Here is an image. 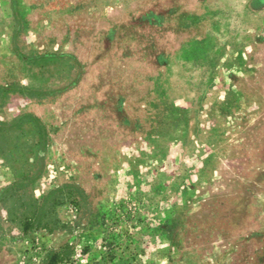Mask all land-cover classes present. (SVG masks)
Instances as JSON below:
<instances>
[{"label": "rangeland", "instance_id": "1", "mask_svg": "<svg viewBox=\"0 0 264 264\" xmlns=\"http://www.w3.org/2000/svg\"><path fill=\"white\" fill-rule=\"evenodd\" d=\"M61 250L264 264V0H0V264Z\"/></svg>", "mask_w": 264, "mask_h": 264}, {"label": "trees", "instance_id": "2", "mask_svg": "<svg viewBox=\"0 0 264 264\" xmlns=\"http://www.w3.org/2000/svg\"><path fill=\"white\" fill-rule=\"evenodd\" d=\"M34 171L30 170L28 173L24 174L21 178H17L15 183L7 188L2 196L1 200L7 196L8 193L13 192L17 189H22L28 186L31 180L34 179ZM29 180V181H28ZM64 187L52 190L42 199L30 197L28 200V207L30 211L25 214L24 220L22 222V227L25 232L32 228H50L54 227L57 223V218H52L51 214L54 212L57 206L62 205L66 202L65 198L61 195ZM13 194H11L12 196ZM71 199V198H70ZM76 202L75 199L70 200ZM63 251H54L50 254L47 264H62L63 261Z\"/></svg>", "mask_w": 264, "mask_h": 264}]
</instances>
